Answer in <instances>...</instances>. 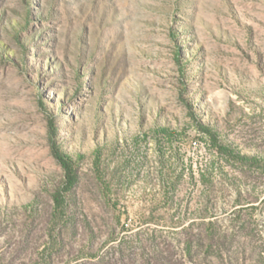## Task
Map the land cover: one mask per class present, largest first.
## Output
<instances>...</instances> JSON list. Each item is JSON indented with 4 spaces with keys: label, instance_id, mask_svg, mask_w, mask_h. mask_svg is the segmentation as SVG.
<instances>
[{
    "label": "rangeland",
    "instance_id": "374dc122",
    "mask_svg": "<svg viewBox=\"0 0 264 264\" xmlns=\"http://www.w3.org/2000/svg\"><path fill=\"white\" fill-rule=\"evenodd\" d=\"M0 264H264V0H0Z\"/></svg>",
    "mask_w": 264,
    "mask_h": 264
},
{
    "label": "trees",
    "instance_id": "16d2710c",
    "mask_svg": "<svg viewBox=\"0 0 264 264\" xmlns=\"http://www.w3.org/2000/svg\"><path fill=\"white\" fill-rule=\"evenodd\" d=\"M63 164L68 168V169H72V165H71V159L70 157L68 158L67 156L64 157H60ZM68 158V159H67ZM69 178H73L72 176H69Z\"/></svg>",
    "mask_w": 264,
    "mask_h": 264
}]
</instances>
